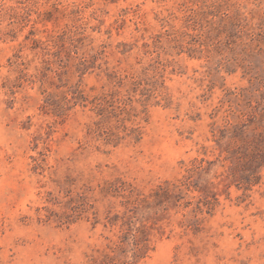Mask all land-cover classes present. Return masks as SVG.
I'll list each match as a JSON object with an SVG mask.
<instances>
[{
  "label": "rangeland",
  "instance_id": "rangeland-1",
  "mask_svg": "<svg viewBox=\"0 0 264 264\" xmlns=\"http://www.w3.org/2000/svg\"><path fill=\"white\" fill-rule=\"evenodd\" d=\"M0 264H264V0H0Z\"/></svg>",
  "mask_w": 264,
  "mask_h": 264
}]
</instances>
